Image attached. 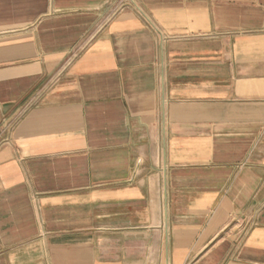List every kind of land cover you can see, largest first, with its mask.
<instances>
[{"label":"crops","instance_id":"1","mask_svg":"<svg viewBox=\"0 0 264 264\" xmlns=\"http://www.w3.org/2000/svg\"><path fill=\"white\" fill-rule=\"evenodd\" d=\"M0 264H264V0H0Z\"/></svg>","mask_w":264,"mask_h":264}]
</instances>
